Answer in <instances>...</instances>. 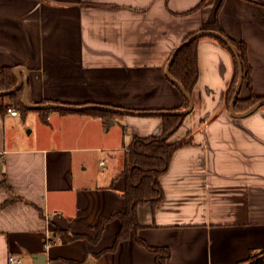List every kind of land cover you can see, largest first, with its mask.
I'll use <instances>...</instances> for the list:
<instances>
[{
	"label": "crops",
	"instance_id": "crops-1",
	"mask_svg": "<svg viewBox=\"0 0 264 264\" xmlns=\"http://www.w3.org/2000/svg\"><path fill=\"white\" fill-rule=\"evenodd\" d=\"M218 26L246 44L253 92L264 99V0H0V66L28 72L29 102L130 111L106 125L79 113L43 122L36 112L39 129L28 138L6 133L4 121H25L29 111L0 116V264L9 254L22 264L34 254L46 264H155L131 236L110 249L117 218L92 241L95 226L124 210V148L162 129L144 113L182 103L164 71L171 52ZM197 55L193 108L168 139L188 142L158 178L163 199L138 206L137 235L168 247L165 264H246L250 250L264 248V105L232 114L224 100L232 54L206 35ZM238 96H248L244 82Z\"/></svg>",
	"mask_w": 264,
	"mask_h": 264
},
{
	"label": "trees",
	"instance_id": "trees-1",
	"mask_svg": "<svg viewBox=\"0 0 264 264\" xmlns=\"http://www.w3.org/2000/svg\"><path fill=\"white\" fill-rule=\"evenodd\" d=\"M201 5L198 4L192 10L187 13L195 12V10ZM221 2L217 6L216 15L219 11ZM222 35L223 31L218 26L217 29ZM192 34H188L184 39L191 37ZM200 37V36H199ZM199 37H195L190 43L180 47L177 53L174 55V59L170 64L169 71L172 76L184 86L187 93L190 95L195 88V84L198 79V55H197V45ZM220 45L228 50L232 54L231 50L228 48L221 39L214 36ZM228 38V37H227ZM183 39V40H184ZM234 45L236 54H238L241 61L243 69V81L248 89V96L240 98L237 97L234 109L236 111H244L253 104L262 100V96H257L253 92V84L251 81V69L247 62L246 44L242 41H236L229 38ZM233 57V69L234 74L229 82L228 89L225 93V104L226 107L229 106L231 98L236 88V82L239 75V69L237 68V60ZM14 67L12 66H0V91L10 90L15 85L17 78L13 73ZM23 95V87H19L13 90L11 93L0 95V99H7V102L0 103V116L8 113V110H15L21 116H24L28 111L34 110L38 113L39 118L43 122L46 121L47 115L56 112L61 114L66 113H79L85 115H91L94 117H99L103 120L106 125L109 118L114 115H121L122 112H113L108 109L100 108H87V109H65L59 107V109L44 108V109H34L26 108L21 102ZM181 105L177 108L171 110H182V108H187L189 101L183 93H181ZM45 102H51L50 100L43 99L40 104ZM59 104L60 102H55ZM67 105H73L65 103ZM76 105V104H74ZM157 110V111H156ZM161 109H151V112L144 113L145 116H158L162 120V129L158 134H152L150 136H134L131 142L124 148L123 154V169L120 172V176L125 180V187L122 192V196L125 199V206L122 212H116L108 219L103 220L96 227V234L92 241L99 238L102 230L104 229V224L111 218H117L120 222V229L116 234L114 244L110 249H113L119 241L124 240L127 237H132L139 245H143L154 253L155 264H165L170 257V251L166 246H156L152 247L138 237L137 232L142 227L138 221L137 208L139 205L150 203L154 205L163 199V194L161 191L159 177L165 173L169 167V161L172 155L180 149L183 144L188 142L187 138H183L180 141L170 142L168 139L175 133V131L182 125L185 115L177 114H161L158 111ZM149 111V110H148ZM2 184L6 185L4 182ZM68 240H76L85 237L83 234H68L64 232ZM247 262L248 264H264V248L250 250ZM259 254L258 257L252 259V257ZM70 264H77L75 261L69 260Z\"/></svg>",
	"mask_w": 264,
	"mask_h": 264
},
{
	"label": "water",
	"instance_id": "water-1",
	"mask_svg": "<svg viewBox=\"0 0 264 264\" xmlns=\"http://www.w3.org/2000/svg\"><path fill=\"white\" fill-rule=\"evenodd\" d=\"M214 36L218 39H221L225 44H227L228 48L231 50L232 54H234L236 60H237V68L239 69V75H238V79L236 82V88L235 91L233 93V96L231 98V101L229 103V110L232 114H235V110H234V105L235 102L237 101V97L240 93L241 87H242V81H243V69H242V65H241V61L239 59L238 54H236L234 45L232 44V42L230 41L229 38L225 37L224 35H222L220 32H218L217 30H199L196 31L193 35H191V37L184 39L182 42H180V44L174 48V50L171 52L170 57L166 63L165 66V75L167 76V78L175 85L179 88L180 92L183 93L185 95V97L187 98V100L189 101V105L187 108H182V110H167V111H158L161 114H177V115H185L187 113H189L192 108H193V101L191 98V95L189 93H187V91L185 90L184 86H181V84L172 76V74L169 71V67L171 62L174 59V55L177 53V51L180 49V47L190 43L193 39H195V37H199V36ZM21 71L24 72V76L25 78H23L21 76ZM14 75L17 78V81L15 83V85L12 87V89L10 90H1L0 91V95L2 94H8L11 93L13 90L18 89L19 87H23V95L21 98V102L23 104V106H25L27 109L28 108H34V109H44V108H52V109H59V107L61 108H65V109H87V108H100V109H108L111 110L113 112H130L129 110H125V109H120V108H116V107H112V106H102V105H97V104H90V105H67L65 103H54V102H45L44 104H40V103H31L27 100V91H26V87H27V82H28V72L21 68V67H17L13 70ZM264 105V99L259 100V102L253 104L252 106H250L249 108L245 109L242 114H246L249 113L257 108H259V106ZM138 113H144L142 111H139ZM240 115V114H238ZM109 122H113L112 119L109 118ZM32 258L35 260L34 264H46V260L43 254H34L32 256Z\"/></svg>",
	"mask_w": 264,
	"mask_h": 264
},
{
	"label": "rangeland",
	"instance_id": "rangeland-1",
	"mask_svg": "<svg viewBox=\"0 0 264 264\" xmlns=\"http://www.w3.org/2000/svg\"><path fill=\"white\" fill-rule=\"evenodd\" d=\"M1 102H7V99H0V103ZM36 115L37 113L34 110H30L29 111V116L27 117V119L24 121L23 119H21L19 116L13 117V118H9V119H5V132L10 134H20V136L24 137V138H28V136L32 137L37 131H38V121L36 119ZM26 122V123H25ZM110 123V122H109ZM33 129V133L31 132V130ZM259 254H256V256L252 257H258ZM254 260V259H253ZM249 262H247L246 264H248Z\"/></svg>",
	"mask_w": 264,
	"mask_h": 264
},
{
	"label": "built area",
	"instance_id": "built-area-1",
	"mask_svg": "<svg viewBox=\"0 0 264 264\" xmlns=\"http://www.w3.org/2000/svg\"><path fill=\"white\" fill-rule=\"evenodd\" d=\"M8 113H10L11 116L18 114L14 109L13 110L9 109ZM101 164H102V162H101ZM52 213L55 214L54 212H52ZM46 218H48V216H46ZM7 261H8V264H22L23 263L21 256H19V255L17 256L14 254H9L7 256Z\"/></svg>",
	"mask_w": 264,
	"mask_h": 264
}]
</instances>
